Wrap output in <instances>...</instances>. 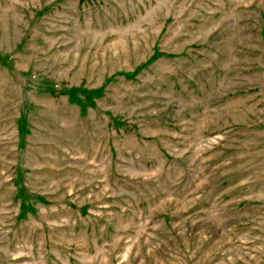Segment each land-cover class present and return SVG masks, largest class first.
Returning a JSON list of instances; mask_svg holds the SVG:
<instances>
[{
    "label": "rangeland",
    "instance_id": "rangeland-1",
    "mask_svg": "<svg viewBox=\"0 0 264 264\" xmlns=\"http://www.w3.org/2000/svg\"><path fill=\"white\" fill-rule=\"evenodd\" d=\"M0 264H264V0H0Z\"/></svg>",
    "mask_w": 264,
    "mask_h": 264
}]
</instances>
